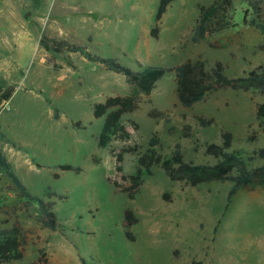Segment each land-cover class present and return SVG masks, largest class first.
I'll return each mask as SVG.
<instances>
[{
    "label": "rangeland",
    "instance_id": "obj_1",
    "mask_svg": "<svg viewBox=\"0 0 264 264\" xmlns=\"http://www.w3.org/2000/svg\"><path fill=\"white\" fill-rule=\"evenodd\" d=\"M257 1L264 22V0ZM211 2L172 0L157 20L160 0H0V98L11 90L0 100V149L30 194L50 203L59 223L57 230L42 227L37 202L12 190L0 169V230L17 222L26 238L23 259L7 264H81L80 257L90 264H264V188H241L228 203L231 182L184 185L154 166L129 197L114 181L128 185L122 177L134 171L136 155L125 153L117 172L108 148L98 146L104 116L95 118L93 106L130 94L131 86L124 75L79 53L40 46L46 35L133 71L200 58L208 66L221 61L230 77L245 75L264 62V31L244 24L238 13L236 26L211 38L216 47L193 43L198 6ZM233 6L245 8L240 0ZM155 27L156 37L150 33ZM262 101L255 90L222 89L186 108L168 72L122 119L129 144H139L141 152L156 132L163 155L179 143L186 161L213 164L205 145L220 143L227 130L231 149L247 160L264 146L255 118ZM153 109L164 115L150 116ZM200 117L214 122L203 126ZM112 146L119 151L123 142ZM128 210L137 219L131 225Z\"/></svg>",
    "mask_w": 264,
    "mask_h": 264
},
{
    "label": "trees",
    "instance_id": "obj_2",
    "mask_svg": "<svg viewBox=\"0 0 264 264\" xmlns=\"http://www.w3.org/2000/svg\"><path fill=\"white\" fill-rule=\"evenodd\" d=\"M172 0H160L156 19L159 20L166 11L168 4ZM245 4V8L237 11L233 6V0H212L208 5L198 6V16L195 21L191 41L193 43L206 42L210 47H216L211 38L226 28L236 26V15L239 13L244 24H248L264 31V22L261 20L259 1L240 0ZM256 14L255 18H249L250 14ZM151 35L156 37L158 28L151 30ZM40 46L46 51L55 53L74 52L83 55L88 60L96 61L107 70L120 73L125 76L126 82L131 86V92L125 96H110L104 102L95 103L93 115L95 118L104 116V124L98 138V146L108 148L109 154L116 161L117 172H121V161L125 153L136 155V166L132 173L123 176L122 180L127 182V186H122L114 181L116 188L126 192L133 198L139 187L143 183L146 175H152L154 166L160 167L166 176L172 181L182 182L184 185L197 186L201 183L209 182H231V187L227 194L229 203L234 194L241 188L262 187L264 188V146L255 150L247 160L259 158L263 161L261 165L249 166L247 160L239 151L231 149L233 135L230 131L221 132L220 143H208L204 152L215 158L213 164L186 161L179 143L174 145L169 155L160 152L161 143L156 132L152 133L148 139L146 149L141 152V146L137 143L129 144L131 132L127 124L123 121V115L131 113L138 108L141 95H149L156 83L168 72L175 75V94L177 101L183 107L190 108L194 104L201 102L205 97L214 91L222 89H232L241 91L255 90L264 97V62L247 74L230 77L225 73V66L221 61H215L212 66H208L203 59L186 60L176 66L165 67L147 65L140 66L138 71H133L127 66L117 62L113 58H104L89 52L85 46L71 44L63 40H58L43 35ZM55 67V64H53ZM11 95V90H4L0 100H7ZM150 116H161L164 112L151 110ZM255 118L264 133V101L257 103ZM129 122L134 129H138V123L132 119ZM199 122L203 126H208L214 122L213 118L200 117ZM173 130L169 127V131ZM114 141L123 142V146L116 150L112 143ZM62 170H76L80 168L71 165H61ZM0 169L9 178L11 189L17 190L21 197L27 202L36 201L40 210L39 222L42 227L50 230H57L59 223L56 215L51 210L50 203L40 198L33 197L19 177L12 170L5 154L0 149ZM126 219L129 225L137 219L131 211H126ZM26 238L22 233L21 226L15 222L9 228L0 230V264L13 263L22 260L24 257ZM81 264H90L83 257H80ZM45 261V260H42ZM201 264V262H195Z\"/></svg>",
    "mask_w": 264,
    "mask_h": 264
}]
</instances>
